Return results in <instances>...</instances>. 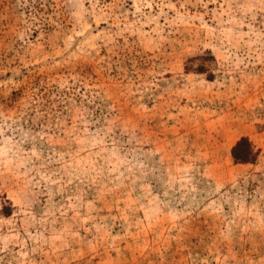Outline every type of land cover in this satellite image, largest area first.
Returning a JSON list of instances; mask_svg holds the SVG:
<instances>
[{"label": "rangeland", "instance_id": "374dc122", "mask_svg": "<svg viewBox=\"0 0 264 264\" xmlns=\"http://www.w3.org/2000/svg\"><path fill=\"white\" fill-rule=\"evenodd\" d=\"M0 264H264V0H0Z\"/></svg>", "mask_w": 264, "mask_h": 264}, {"label": "trees", "instance_id": "16d2710c", "mask_svg": "<svg viewBox=\"0 0 264 264\" xmlns=\"http://www.w3.org/2000/svg\"><path fill=\"white\" fill-rule=\"evenodd\" d=\"M255 152L248 138H240L231 149V157L235 164L252 163L255 160Z\"/></svg>", "mask_w": 264, "mask_h": 264}]
</instances>
